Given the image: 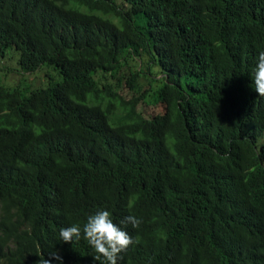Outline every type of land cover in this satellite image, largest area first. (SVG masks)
Instances as JSON below:
<instances>
[{"label":"trees","instance_id":"trees-1","mask_svg":"<svg viewBox=\"0 0 264 264\" xmlns=\"http://www.w3.org/2000/svg\"><path fill=\"white\" fill-rule=\"evenodd\" d=\"M0 11V63L15 55L19 76L0 75V264H100L83 236L59 237L97 208L141 218L121 225L134 243L118 264H264V96L250 76L264 0ZM148 100L165 114L145 118Z\"/></svg>","mask_w":264,"mask_h":264},{"label":"clouds","instance_id":"clouds-1","mask_svg":"<svg viewBox=\"0 0 264 264\" xmlns=\"http://www.w3.org/2000/svg\"><path fill=\"white\" fill-rule=\"evenodd\" d=\"M251 81L254 90L259 96H264V50L257 53L255 63L251 69ZM141 218L128 215L117 222L112 218V213L106 208H97L86 217V222L70 224L59 229L62 241L80 240L83 236L88 245L94 250L95 261L100 264H118L120 253L134 243V239L121 225L130 223L133 228H138ZM45 264H49L46 261Z\"/></svg>","mask_w":264,"mask_h":264},{"label":"rangeland","instance_id":"rangeland-1","mask_svg":"<svg viewBox=\"0 0 264 264\" xmlns=\"http://www.w3.org/2000/svg\"><path fill=\"white\" fill-rule=\"evenodd\" d=\"M16 56L13 55L11 56L10 59H4L0 63V75L3 76V79L7 78L11 82H15L17 78H19L18 74L16 72H12L11 69H14V61H15ZM136 62H130L129 67L125 68L124 70L120 71V76L121 77L123 74V77H127L130 68L132 70H135ZM11 69H10V68ZM4 69V70H3ZM3 70V71H2ZM122 74V75H121ZM146 89L152 90L151 86H147ZM118 94L121 98L125 99L126 101H130L135 97H139L138 94H136L130 86L126 82H121V87L118 90ZM151 102L150 100L147 101L148 105L144 104H139L138 106V112H140L145 118L151 119L155 118L159 115H164L165 114V109L164 107H155L149 104ZM118 111H116V115H118Z\"/></svg>","mask_w":264,"mask_h":264},{"label":"bare ground","instance_id":"bare-ground-1","mask_svg":"<svg viewBox=\"0 0 264 264\" xmlns=\"http://www.w3.org/2000/svg\"><path fill=\"white\" fill-rule=\"evenodd\" d=\"M77 1V0H76ZM160 1V0H159ZM228 1V0H227ZM249 1V0H248ZM255 1V0H254ZM91 2V1H90ZM90 2H89V4H90ZM149 3V2H148ZM74 4V3H73ZM257 4V3H256ZM71 5V4H70ZM86 5V4H85ZM193 5V4H192ZM225 5H227V4H225ZM258 5V4H257ZM262 5V4H261ZM20 6V5H19ZM149 7V6H148ZM249 7V6H248ZM226 8V7H225ZM145 9V8H144ZM246 9V8H245ZM253 9V8H252ZM245 11V10H244ZM1 12V11H0ZM251 12V11H250ZM252 13V12H251ZM161 15V14H160ZM3 16V15H2ZM6 16V15H5ZM38 16V15H37ZM180 16V15H179ZM27 17V16H26ZM250 17H252V15L250 16ZM37 18V17H36ZM56 18H57V16H56ZM248 18V17H247ZM258 18V17H257ZM20 19V18H19ZM175 19H176V17H175ZM180 19H181V17H180ZM241 18H239V20H240ZM256 19V18H255ZM236 20V19H235ZM252 20V19H251ZM260 20V19H259ZM174 21V20H173ZM238 22V21H237ZM38 24V23H37ZM263 24V23H262ZM178 25V24H177ZM176 25V26H177ZM246 25V24H245ZM249 25V24H248ZM248 25H246V26H248ZM257 25V24H256ZM57 26V25H56ZM245 26V27H246ZM261 26V25H260ZM218 27V26H217ZM253 27V26H252ZM251 27V28H252ZM175 31H176V29H175ZM210 31H212V30H210ZM33 32V31H32ZM208 32V31H207ZM214 32H216V31H214ZM249 32V31H248ZM39 33H40V31H39ZM194 33V32H193ZM210 33V32H209ZM256 33V32H255ZM255 33H253V34H255ZM213 34H215V33H213ZM33 35H35V34H33ZM262 36V35H261ZM242 37V36H241ZM216 38V37H215ZM187 39V38H186ZM240 39H242V38H240ZM256 39V38H255ZM162 40V39H161ZM32 41V40H31ZM253 41V40H252ZM261 41V40H260ZM30 43V42H29ZM81 43V42H80ZM154 43V42H153ZM166 44V43H165ZM171 44V43H170ZM186 44V43H185ZM212 44V43H211ZM262 46V45H261ZM172 47V46H171ZM37 48V47H36ZM81 48V47H80ZM152 48H154V47H152ZM263 48V47H262ZM165 49V48H164ZM171 49V48H170ZM177 49V48H176ZM235 49V48H234ZM206 50V49H205ZM239 51V50H238ZM159 52V51H158ZM183 52V51H182ZM240 52V51H239ZM243 52V51H242ZM245 52V51H244ZM241 53V52H240ZM217 54V53H216ZM221 55V54H220ZM241 57V56H240ZM41 58V57H40ZM179 58V57H178ZM181 58V57H180ZM188 58V57H187ZM234 58V57H233ZM244 59V58H243ZM34 60V59H33ZM177 60V59H176ZM218 60V59H217ZM50 62V61H49ZM40 64V63H39ZM196 64V63H195ZM216 64V63H215ZM223 65V64H222ZM189 66V65H188ZM226 66V65H225ZM197 67V66H196ZM10 68V67H9ZM11 69V68H10ZM21 69V68H20ZM200 69V68H199ZM12 70V69H11ZM157 70V69H156ZM222 72V71H221ZM197 73V72H196ZM199 74V73H198ZM227 74L228 73H226V76H227ZM122 75V74H121ZM124 75V74H123ZM49 80H50V78H49ZM120 82V81H119ZM213 84V83H212ZM51 87V86H50ZM48 88V87H47ZM52 89V88H51ZM12 90V89H11ZM33 92V91H32ZM48 95V94H47ZM19 96V95H18ZM39 96V95H38ZM8 99V98H7ZM6 100V99H5ZM38 103V102H37ZM5 105V104H4ZM30 105H33V104H30ZM50 105V104H49ZM1 107V106H0ZM11 107V106H10ZM3 108V107H2ZM1 108V109H2ZM36 108V107H35ZM4 110V109H3ZM41 112V111H40ZM14 115V114H13ZM10 116V115H9ZM13 117H15V116H13ZM1 118V117H0ZM225 118H227V117H225ZM16 119V118H15ZM9 120V119H8ZM20 121V120H19ZM237 122V121H236ZM14 124V123H13ZM3 125V124H2ZM18 125V124H17ZM15 127V126H14ZM216 128V127H215ZM213 129V128H212ZM1 132V131H0ZM31 133V132H30ZM25 134V133H24ZM19 135V134H18ZM20 135H22V133H20ZM36 135V134H35ZM238 135V134H237ZM37 136V135H36ZM13 137V136H12ZM21 137V136H20ZM34 137V136H33ZM17 138H19V137H17ZM23 138V137H22ZM5 140V139H4ZM15 140H17V139H15ZM21 140V139H20ZM24 144V143H23ZM237 144V143H236ZM22 145V144H21ZM37 147V146H36ZM209 147V146H208ZM207 148V147H206ZM24 149V148H23ZM172 150V149H171ZM19 151V150H18ZM26 151V150H25ZM171 153H172V151H171ZM21 154V153H20ZM213 155V154H212ZM224 155V154H223ZM20 156V155H19ZM39 156V155H38ZM41 156V155H40ZM23 158V157H22ZM29 158V157H28ZM51 158V157H50ZM32 159V158H31ZM228 159V158H227ZM247 159V158H246ZM258 160V159H257ZM52 161V160H51ZM176 161V160H175ZM48 162V161H47ZM53 164V163H52ZM242 164V163H241ZM21 165V164H20ZM231 165V164H230ZM234 165V164H233ZM27 167V166H26ZM227 167H228V165H227ZM248 167V166H247ZM41 168V167H40ZM221 168V167H220ZM29 170V169H28ZM264 170V169H263ZM233 171V170H232ZM45 172V171H44ZM52 172V171H51ZM32 173V172H31ZM50 173V172H49ZM233 173V172H232ZM35 174V173H34ZM254 175V174H253ZM43 176V175H42ZM244 176V175H243ZM241 177V176H240ZM247 177V176H246ZM239 178V177H238ZM253 178V177H252ZM35 180V179H34ZM216 180V179H215ZM245 180V179H244ZM239 183V182H238ZM243 184V183H242ZM204 185V184H203ZM246 190V189H245ZM249 191V190H248ZM217 192V191H216ZM242 192V191H241ZM26 193V192H25ZM14 194V193H13ZM111 196V195H110ZM13 200V199H12ZM25 210V209H24ZM264 215V214H263ZM23 217V216H22ZM25 224V223H24ZM200 235V234H199ZM205 243V242H204ZM199 244V243H198ZM214 251V250H213ZM217 252V251H216ZM230 256V255H229ZM238 256V255H237ZM65 262V261H64Z\"/></svg>","mask_w":264,"mask_h":264}]
</instances>
